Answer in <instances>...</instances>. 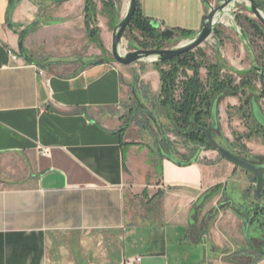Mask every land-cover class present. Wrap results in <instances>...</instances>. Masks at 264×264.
<instances>
[{"label": "crops", "instance_id": "1", "mask_svg": "<svg viewBox=\"0 0 264 264\" xmlns=\"http://www.w3.org/2000/svg\"><path fill=\"white\" fill-rule=\"evenodd\" d=\"M98 1L104 10V1ZM112 1L116 18H123L128 1ZM135 1L143 19L174 37L198 33L208 12L203 0ZM44 3L51 5L45 16ZM83 9L84 0L58 6L0 0V264H122L134 257L142 264L143 256L163 264H203L200 211L215 196L195 207L219 186L215 208L223 200V209L209 218L212 209L206 218L222 211L236 218L231 201L252 189V176L213 151L181 167L160 158L151 145L130 139L132 124L121 111L132 104L133 122L143 131L138 107L155 99L158 73L139 63L120 68L103 62V53L87 37ZM95 17L104 48L107 28L101 22L110 23L100 19L97 6ZM35 22L23 41L31 63L21 57L10 61L7 52L18 53L19 33ZM232 33L228 27L215 29L216 59L208 63L243 73L255 63L253 54L234 42ZM238 105L237 98L218 104L227 142L221 112L225 116L228 106ZM262 117L263 112L255 118ZM250 140L241 142L248 154L264 157V141L254 149ZM44 149L48 156L41 154ZM238 171L246 175L242 190L234 180Z\"/></svg>", "mask_w": 264, "mask_h": 264}, {"label": "trees", "instance_id": "2", "mask_svg": "<svg viewBox=\"0 0 264 264\" xmlns=\"http://www.w3.org/2000/svg\"><path fill=\"white\" fill-rule=\"evenodd\" d=\"M46 1L58 6L69 0ZM103 1L102 7L110 16L109 26L114 25L115 27L117 18L113 1ZM258 4L264 12V4ZM83 15L89 41L93 42L103 55L107 54L100 41L99 31L95 26L96 4L94 0H84ZM243 21L252 33L251 40L258 38L263 41L257 59L260 65H256L255 62V66L264 72V27L248 18H244ZM31 25L33 27L27 34L37 27L36 22ZM127 30L131 34L134 32L139 34L140 40L136 42L139 49L162 50L168 42L160 36L158 30L153 29L150 23L142 18L137 4ZM178 36L181 39H189L193 38L194 35L179 33ZM134 41L137 40L134 39ZM196 52L197 54L189 52L172 60L153 64V68L159 76V88L154 103H152L154 104L153 108L148 111L141 106L138 107V113L146 122L143 131L145 132L149 126L153 127L151 147L160 158L181 167L189 166L198 161L201 152L212 151L208 142L209 135L215 145L256 166L264 175V157L249 155L241 143L242 140H250L256 136L264 141V118L262 117V120L259 121L253 114V106L258 105L259 100H264V90L256 86L259 82L258 73L254 70L243 73L232 72L226 69L223 64L207 63L204 54ZM29 63H31L30 59ZM201 70L206 71L204 80L200 78ZM233 74L239 79L238 82H236ZM226 98H237L239 101L237 111L245 121L254 124L253 128H248V125L245 126L246 133L243 135L233 134V142L229 145L233 151L222 145V142L227 141L221 134L218 119V104ZM260 115L262 116L261 111ZM122 132L124 129L119 131V133ZM169 135L179 141L185 154L180 153L174 143L170 142ZM252 182L253 185H256L254 177H252ZM254 189L244 192L238 201H231V211L240 221L243 239V247L235 258L247 259L249 264H258L264 260V188L259 203L255 201ZM219 193V186L210 189L201 197L195 209L205 200ZM222 204V201L218 203V207L208 215L209 218H212L218 209H223ZM231 258L233 259V257ZM227 263L232 264L231 259Z\"/></svg>", "mask_w": 264, "mask_h": 264}, {"label": "rangeland", "instance_id": "3", "mask_svg": "<svg viewBox=\"0 0 264 264\" xmlns=\"http://www.w3.org/2000/svg\"><path fill=\"white\" fill-rule=\"evenodd\" d=\"M98 14L100 15V19L104 20H109L110 16L108 15L109 13H106L107 11L101 9V5L98 0L95 1ZM259 3V1H257ZM51 5H48L47 3L43 4V15L45 16L48 11V7ZM243 6V8H242ZM246 10H245V9ZM238 14L235 16V25L236 28L234 27H228L230 30L233 32L234 36V42H237V44H240V42L243 44V46L252 51L253 54V60L256 62V65H260V63L257 62V59L259 57V49L263 46V41H261L258 38H255V40H251L252 33L247 27V25L244 23L243 19L248 18L250 20H253L256 22L259 26H261L255 18L249 13L247 8L244 5H241V7H238ZM263 13V12H262ZM49 14V13H48ZM264 15V13H263ZM122 19V18H121ZM121 19L116 20V25L120 22ZM97 24V23H96ZM109 24V22H108ZM115 25V26H116ZM96 26V25H95ZM101 26L104 28H107L106 34L104 37H102L104 40L102 41L104 44V50H106L107 54H104L103 62H108L111 64H115L111 58L110 55V43H111V35L113 31L114 25L111 27L108 26L106 27L103 22H101ZM222 26H218V28H221ZM222 29H225V27H222ZM104 33V29H103ZM245 37V41H243V38ZM253 37V36H252ZM136 39L137 41H134ZM227 39V38H225ZM140 40L139 34L137 32L134 33H129L128 30H126L123 39L120 43L119 46V52L121 55H124L129 52H133L135 50H139V48L136 45V42ZM192 40V38L189 39H181L178 35H175V37L168 41L164 45V49L170 50L173 49L177 46H180L181 44L188 42ZM216 40L213 38V36L204 44H202L198 49L194 50L192 53L197 54L196 51H198L201 54H204L205 56V61L208 63L214 62L215 61V52L214 49L216 47ZM155 63L154 60H149L145 61L142 63H139L141 67H143L146 71L152 72V65ZM116 65V64H115ZM118 66V65H116ZM120 68H123L119 66ZM139 68V67H138ZM232 71V70H231ZM202 72L201 74H204L203 70L200 71ZM233 72V71H232ZM239 73V72H236ZM234 78L236 82H238V78L236 75H234ZM154 77V76H153ZM151 83L155 85V77L152 78ZM258 86V85H256ZM155 87V86H154ZM260 87V85H259ZM157 90L154 89V93L156 94ZM158 93V92H157ZM157 95V94H156ZM152 96V95H150ZM239 102V101H238ZM154 100L148 101L144 103L143 108H145L148 111L152 110V106L154 104ZM224 106V104H223ZM222 106V107H223ZM134 106L132 104L127 105L122 111L121 115L126 118V123L132 124L131 129L128 133L130 139L136 140V141H142L147 145H152L153 140L151 137V134L154 133L153 127L149 126L146 131L138 130L136 127V124L133 122L134 118ZM239 108L238 107H227V112H225L224 116V111L222 110L221 112V120H222V128L225 133V135L228 138V142H222V145L224 147H227L231 151H233L232 148H230V144L233 142V134L236 135H243L246 133L245 126L248 125V128H250V122L245 121V119L241 116V114L236 110ZM260 111L264 113V100H259L258 105L253 106V114L256 117H260ZM131 113V114H129ZM122 116V117H123ZM136 120V119H135ZM136 122V121H135ZM248 122V123H247ZM135 124V126H134ZM129 125V124H128ZM221 125V123H220ZM243 130V133H241ZM168 139L170 142H173L176 144L177 149L182 153L181 149V144L179 141H177L173 136L169 135ZM251 144L255 145L254 149L259 148L262 143L261 139L259 137H253L251 140ZM258 154V153H255ZM207 156V155H206ZM259 157V156H258ZM246 175L242 171H238V176L235 178V183L236 186L238 187L239 190H242L246 186V180H245ZM255 188V185L252 187ZM239 194V193H238ZM218 195H215V198L211 201H209L205 206L200 211V218H199V226L201 227L200 229V234L199 236L203 235L202 232L205 230V233L203 236H201V240L203 241L202 243L204 244V247L201 249L204 250V257H203V264H228L227 261L231 259L232 264H249V261L246 259H236L235 256L238 255V252L242 249L243 247V239L241 235V224L240 221L237 220L229 211H222L217 214L215 219H207L206 216L209 214V212L214 209L217 206V198ZM240 199V198H239ZM237 200V197L234 198V202ZM223 202V200H221ZM220 202V201H219ZM207 232H206V229ZM194 234V238L196 237V234ZM198 236V235H197ZM215 250L216 253H212L211 251ZM139 255L143 256V253H139ZM233 257V259L231 258ZM142 264H163V261L160 259L156 258H150V257H145L143 256V263ZM258 264H264V260H262Z\"/></svg>", "mask_w": 264, "mask_h": 264}, {"label": "water", "instance_id": "4", "mask_svg": "<svg viewBox=\"0 0 264 264\" xmlns=\"http://www.w3.org/2000/svg\"><path fill=\"white\" fill-rule=\"evenodd\" d=\"M128 8L124 17L120 20V22L114 27L111 35V43H110V55L113 62L121 67H129L137 63H142L145 61H149V59L154 60L156 62H166L172 60L182 54L193 52L198 49L202 44L206 43L212 36L215 28L217 27V23L219 19L223 17L224 10L233 5L234 7L238 5L239 2L247 3V10L249 13L255 18V20L264 27V15L261 6L255 0H216L217 5L214 6L207 2V0H203V2L207 5L208 12L206 16H204L200 30L198 33L194 34L192 40L181 44L173 49L167 50H135L133 52L126 53L121 55L119 52V46L123 39V36L128 28V25L135 13L136 9V1L135 0H127ZM263 12V13H262ZM217 19L214 23L213 20ZM150 26L153 29L158 30L159 25L155 22L150 23ZM33 25L26 27L22 30L18 35V44H17V52L19 57L23 60L29 62V59L26 56V53L23 49V41L27 34V32L32 29ZM234 29L236 28L235 21L233 22ZM160 36L170 41L174 38V32L170 30H161L159 31ZM245 37L243 41H245ZM250 70H254L259 75V80L264 88V72L255 66V63L251 66ZM208 142L210 144L211 150L215 152L222 160L228 162L229 164L242 169L243 171L249 173L252 177L256 179L255 189L253 191V195L256 203L261 201L262 190L264 188V175L260 172V170L252 165L249 162L239 159L235 155L221 148L220 146L215 145L208 135Z\"/></svg>", "mask_w": 264, "mask_h": 264}, {"label": "built area", "instance_id": "5", "mask_svg": "<svg viewBox=\"0 0 264 264\" xmlns=\"http://www.w3.org/2000/svg\"><path fill=\"white\" fill-rule=\"evenodd\" d=\"M259 1V3L264 4V0H256ZM244 5L247 8V3L239 2L237 6L230 5L224 10V15L221 19H219V22L217 23V26L222 27H233V22L235 21V16L239 13L238 7ZM7 55L10 59V61L16 62L19 58L18 53H13L11 51L7 52ZM41 154L43 156H48L49 152L48 150L44 149L41 150ZM142 258L141 257H134L131 259H125L122 261V264H141Z\"/></svg>", "mask_w": 264, "mask_h": 264}, {"label": "flooded vegetation", "instance_id": "6", "mask_svg": "<svg viewBox=\"0 0 264 264\" xmlns=\"http://www.w3.org/2000/svg\"><path fill=\"white\" fill-rule=\"evenodd\" d=\"M256 1V0H255ZM257 2V1H256ZM259 85H260V87L259 88H262L263 90H264V88L262 87V85H261V83H260V80H259Z\"/></svg>", "mask_w": 264, "mask_h": 264}, {"label": "bare ground", "instance_id": "7", "mask_svg": "<svg viewBox=\"0 0 264 264\" xmlns=\"http://www.w3.org/2000/svg\"><path fill=\"white\" fill-rule=\"evenodd\" d=\"M221 18H222V17H221ZM221 18H220V19H221ZM216 20H217V19H214V20H213V22L215 23V22H216ZM217 27H218V26H217ZM217 27H216V28H217ZM216 28H215V29H216ZM183 44H184V43H183ZM149 60H151V59H149Z\"/></svg>", "mask_w": 264, "mask_h": 264}]
</instances>
